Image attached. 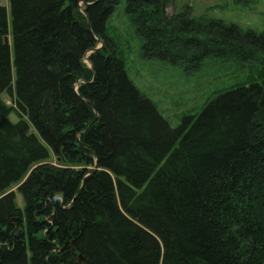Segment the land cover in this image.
Instances as JSON below:
<instances>
[{
    "label": "trees",
    "instance_id": "1",
    "mask_svg": "<svg viewBox=\"0 0 264 264\" xmlns=\"http://www.w3.org/2000/svg\"><path fill=\"white\" fill-rule=\"evenodd\" d=\"M121 1L9 0L11 28L0 3V264H264V32L126 0L146 59L262 67L171 128L108 36Z\"/></svg>",
    "mask_w": 264,
    "mask_h": 264
},
{
    "label": "rangeland",
    "instance_id": "2",
    "mask_svg": "<svg viewBox=\"0 0 264 264\" xmlns=\"http://www.w3.org/2000/svg\"><path fill=\"white\" fill-rule=\"evenodd\" d=\"M0 3L7 9L11 28L10 2L0 0ZM184 8H189L196 17L204 15L235 24L244 31L264 32V0H171L167 11L173 15ZM125 9L126 0H122L108 22V36L115 42L131 81L143 96L154 103L171 128L179 127L188 117L199 115L220 94L261 80L262 67L255 60L207 59L198 71L187 74L180 66L144 58L143 40L136 34ZM8 37L11 42L12 36ZM102 46L101 43L98 45L99 48ZM1 100L16 109L9 117L13 123L22 118L28 120L17 111L14 93L2 94ZM50 162L59 164L55 157ZM21 185L22 182L14 184L6 194L13 193L16 206L24 209V198L19 192Z\"/></svg>",
    "mask_w": 264,
    "mask_h": 264
},
{
    "label": "water",
    "instance_id": "3",
    "mask_svg": "<svg viewBox=\"0 0 264 264\" xmlns=\"http://www.w3.org/2000/svg\"><path fill=\"white\" fill-rule=\"evenodd\" d=\"M5 44L6 45H10V39L9 37L5 38ZM100 49L99 47H97L95 50L91 51L90 54L94 53L96 50Z\"/></svg>",
    "mask_w": 264,
    "mask_h": 264
}]
</instances>
